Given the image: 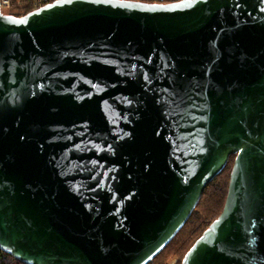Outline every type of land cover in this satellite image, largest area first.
<instances>
[{
	"label": "water",
	"instance_id": "1",
	"mask_svg": "<svg viewBox=\"0 0 264 264\" xmlns=\"http://www.w3.org/2000/svg\"><path fill=\"white\" fill-rule=\"evenodd\" d=\"M235 155L182 264H264V0L0 8V249L149 264Z\"/></svg>",
	"mask_w": 264,
	"mask_h": 264
},
{
	"label": "trees",
	"instance_id": "2",
	"mask_svg": "<svg viewBox=\"0 0 264 264\" xmlns=\"http://www.w3.org/2000/svg\"><path fill=\"white\" fill-rule=\"evenodd\" d=\"M172 0H166L165 2H171ZM17 2H20L19 5ZM12 7L23 10V13L18 15L26 14L36 8L34 5V0H12ZM235 155H231L224 169L216 175L205 187L201 198L192 212L191 216L182 227V229L177 233V235L171 240V242L158 254L149 264L163 258L164 254L167 252L168 248L172 247L174 243L183 240L182 242H187L188 245L184 250L186 254L190 247L195 243V241L203 234V232L208 228V226L219 217L222 213L224 205L226 203L231 171L234 165ZM196 236L194 239L189 240L187 234ZM193 243V244H192ZM0 264H26L21 260L15 258L11 254L0 249Z\"/></svg>",
	"mask_w": 264,
	"mask_h": 264
},
{
	"label": "rangeland",
	"instance_id": "3",
	"mask_svg": "<svg viewBox=\"0 0 264 264\" xmlns=\"http://www.w3.org/2000/svg\"><path fill=\"white\" fill-rule=\"evenodd\" d=\"M37 1L38 0H34L35 6H37V3H38ZM139 1L154 3V2H152V0H139ZM177 1H179V0H177ZM17 3L19 5H21L20 2H17ZM165 3H169V2H165ZM3 11L6 13L14 14V15H18L19 13H23V10L20 9V7H18V8L12 7V4H11V7L9 9H3ZM187 236H188L189 240H192L196 236V233L193 236L190 234H187ZM185 239L178 241V243H174L172 247L168 248V250L164 254L163 258H160L159 260L153 262L152 264H182V260L185 256L184 250L188 245L187 242H185V243L182 242Z\"/></svg>",
	"mask_w": 264,
	"mask_h": 264
},
{
	"label": "built area",
	"instance_id": "4",
	"mask_svg": "<svg viewBox=\"0 0 264 264\" xmlns=\"http://www.w3.org/2000/svg\"><path fill=\"white\" fill-rule=\"evenodd\" d=\"M54 0H38L37 2V6H43L49 2H52ZM166 0H152V2L154 3H165ZM173 1H177V0H172ZM12 4V0H0V8L3 9H9L11 7Z\"/></svg>",
	"mask_w": 264,
	"mask_h": 264
},
{
	"label": "snow or ice",
	"instance_id": "5",
	"mask_svg": "<svg viewBox=\"0 0 264 264\" xmlns=\"http://www.w3.org/2000/svg\"><path fill=\"white\" fill-rule=\"evenodd\" d=\"M67 2H71V0H67Z\"/></svg>",
	"mask_w": 264,
	"mask_h": 264
}]
</instances>
